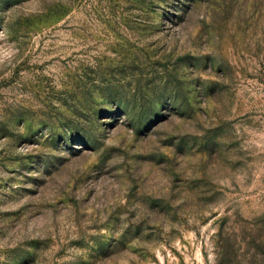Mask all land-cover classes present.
<instances>
[{
  "label": "rangeland",
  "instance_id": "1",
  "mask_svg": "<svg viewBox=\"0 0 264 264\" xmlns=\"http://www.w3.org/2000/svg\"><path fill=\"white\" fill-rule=\"evenodd\" d=\"M0 264H264V0H0Z\"/></svg>",
  "mask_w": 264,
  "mask_h": 264
}]
</instances>
